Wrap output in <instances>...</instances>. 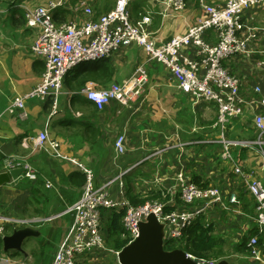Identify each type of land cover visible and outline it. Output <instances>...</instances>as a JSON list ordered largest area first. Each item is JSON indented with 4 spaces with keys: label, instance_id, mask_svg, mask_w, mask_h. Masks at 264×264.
Instances as JSON below:
<instances>
[{
    "label": "crops",
    "instance_id": "crops-1",
    "mask_svg": "<svg viewBox=\"0 0 264 264\" xmlns=\"http://www.w3.org/2000/svg\"><path fill=\"white\" fill-rule=\"evenodd\" d=\"M47 1L0 0V172L24 168L25 162L35 171L34 178L27 177L23 171L18 178L0 185V214L17 219L49 218L27 226L39 234L26 237L21 251H5L0 238V264H52L67 236L73 221V214L67 208L78 200L85 177L73 163L55 156L49 144L53 140L57 141L60 153L74 157L95 172L96 185L128 170L122 174L128 199L149 189H161L171 197L168 205L180 207V178L201 186L217 187L222 201L210 206L205 214L217 219L216 223L210 222L214 224L215 233L224 239L223 252L234 258L230 264H255L249 253L245 251V255L238 246L248 240L250 231L256 228L255 200L246 190V179L235 173L234 165L220 156L219 131L213 127L216 105L205 101L194 105L191 96L178 89L176 80L163 65L149 59L135 42L122 45L104 59L84 62L72 69L64 78L65 94L57 97L56 113L51 114V100L40 97L25 100V119L8 112L12 99L30 91L44 69L42 59L30 52L35 31L24 25L23 6ZM77 1L67 0L72 6ZM89 2L95 14H100L111 9L115 0ZM223 2L185 0L182 11L163 15L161 0H133L129 11L133 18L149 16L148 30L159 41H167L195 23L202 14L203 3L222 5ZM56 10V13L66 10L65 20L75 16L68 7ZM242 24L254 29L250 51L222 63L239 78L246 103L243 114L229 122L225 136L256 140L259 133L253 116L264 111V107H256L251 96H258L253 91L256 85L264 96V75L261 76L264 64L256 60L261 58L257 53L262 52L264 56V6L245 10ZM205 38L209 42L216 41L212 30ZM183 52L190 59L198 60L190 47ZM139 65L146 67L148 82L142 95L131 98L128 105L110 101L99 109L80 92L87 82L98 86L121 82ZM203 70V66L198 67L200 73ZM40 132L47 135L42 145L35 140ZM120 134L125 136L122 153L114 146ZM257 148L258 145L254 148L236 146L231 148V153L235 165L249 174L247 180L259 179L264 183V164ZM108 191L111 199L118 198L116 183ZM232 192L238 195L239 204L228 201ZM112 212L102 209L103 230L110 245L107 226ZM227 241L232 246L228 247L230 253L225 248ZM262 250L264 252V247ZM114 251L100 249L84 254L79 257V264H119Z\"/></svg>",
    "mask_w": 264,
    "mask_h": 264
},
{
    "label": "built area",
    "instance_id": "built-area-1",
    "mask_svg": "<svg viewBox=\"0 0 264 264\" xmlns=\"http://www.w3.org/2000/svg\"><path fill=\"white\" fill-rule=\"evenodd\" d=\"M133 0H115L111 9L95 14L89 0H78L69 5L67 0H49L45 4L23 6L25 26L35 31L30 52L44 62V69L38 83L24 95L15 96L7 107L9 113L25 119V100L45 98L51 100V114L57 112V97L65 76L77 65L108 57L122 45L135 42L146 52L149 59L163 65L176 80L178 89L191 96L194 105L201 101L216 105V118L213 127L219 131L221 158L231 162L233 170L246 180V190L255 200L257 233L264 236V183L259 179L247 180V172L235 165L231 153L232 147L254 148L264 164V111L253 116V123L258 131L256 140L230 139L225 136L229 122L243 114L246 103L239 78L223 65L229 57L249 52V43L255 36L254 29L242 24V15L252 6H264V0H224L222 5L202 4V14L195 23L189 25L182 34L172 36L167 41H159L148 30L151 19L147 15L133 18L129 4ZM163 15L179 13L185 8V0H161ZM60 7H68L75 16L63 21H56L53 13ZM245 29L248 32H245ZM209 30L214 31L216 41L205 38ZM190 47L198 60H192L183 52ZM264 64V62H259ZM204 67L202 73L198 67ZM148 72L144 65H139L132 74L121 82L98 86L87 82L80 92L88 97L99 109L110 101L128 105L133 97L142 95L148 82ZM258 97L253 98L256 107H264V96L258 85L253 88ZM47 139L40 132L35 140L42 145ZM125 136H117L114 146L117 152L124 151ZM55 156L73 163L84 174L85 182L76 202L67 208L73 214L67 236L56 252L52 264H79V257L96 250L105 249L102 233V209L123 211L121 223L126 231L128 243L139 235L140 222L145 221L149 213L164 225V242L182 238L183 228L195 218L200 217L208 208L222 201L220 190L214 186L197 185L190 179L181 180L179 186L180 207L167 211L165 203L149 199L142 204L133 205L124 193L122 174L108 179L104 185L94 184V173L74 157L58 151L57 141L49 142ZM159 152V150L157 151ZM25 175L34 178V169L24 163ZM118 185V198L111 199L108 187ZM228 201L239 204L238 195L232 192ZM49 220V218L17 219L0 214V238L13 230L29 226L31 223ZM258 234L248 237V255L255 264H264V239L258 242ZM178 248V247H176ZM119 250L114 253L117 256ZM199 264H216L218 259L208 257L196 259Z\"/></svg>",
    "mask_w": 264,
    "mask_h": 264
},
{
    "label": "water",
    "instance_id": "water-1",
    "mask_svg": "<svg viewBox=\"0 0 264 264\" xmlns=\"http://www.w3.org/2000/svg\"><path fill=\"white\" fill-rule=\"evenodd\" d=\"M24 171L22 167L10 168L0 172V185L16 179ZM31 227H21L4 235L3 249L22 250V242L26 237L38 235ZM164 225L153 213H149L145 221L140 222L139 235L123 246L117 255L119 264H199L196 258L180 248L166 250L164 248ZM216 264H229L227 259H218Z\"/></svg>",
    "mask_w": 264,
    "mask_h": 264
},
{
    "label": "trees",
    "instance_id": "trees-1",
    "mask_svg": "<svg viewBox=\"0 0 264 264\" xmlns=\"http://www.w3.org/2000/svg\"><path fill=\"white\" fill-rule=\"evenodd\" d=\"M56 11H54L53 13V18L56 21L65 20L64 18L66 16L65 14L66 10H60V12L58 13H56ZM83 180L84 178H82V181ZM149 199H156L158 201L165 203L166 205L164 208L167 211L174 208L173 206L167 204V202L171 199L170 195L166 194L161 189H157V190L149 189L143 193L131 195L128 200L133 205H138V204H142L144 201ZM179 202H181L180 199ZM122 215H123V211L121 210L113 211L107 226L110 242L112 245L111 248L113 250H120L123 246H125L128 243L126 231L124 230L121 223ZM257 232H258L257 228H254L253 230L250 231L249 234L250 236H252L258 234ZM262 237L264 236L258 234L259 244L262 243L261 240ZM247 241L248 240L245 239L240 244H238L239 248L243 250L242 253H245V255L246 252L248 254V247L246 245ZM170 242L171 241H166L164 243V248L166 250H171L173 248H176L170 246L169 245ZM180 242L181 245L178 248L183 249L185 252L193 255L198 260L201 258H208V257H212L216 259H221L226 257V255L223 252L224 239L222 238V236L215 233L214 224L210 221H206L202 219L201 216L195 218L189 225L183 228L182 238Z\"/></svg>",
    "mask_w": 264,
    "mask_h": 264
},
{
    "label": "rangeland",
    "instance_id": "rangeland-1",
    "mask_svg": "<svg viewBox=\"0 0 264 264\" xmlns=\"http://www.w3.org/2000/svg\"><path fill=\"white\" fill-rule=\"evenodd\" d=\"M256 50H258V49H256ZM257 55L259 56V57H261V58H257L256 60H261L262 62H264V56H263V53L261 52V53H257ZM264 75V73L261 75V76H263ZM263 79H264V77H263ZM62 94H65V90H64V88H63V86H62V88H61V95ZM244 95V94H243ZM251 97H254V98H256V97H258V96H255L254 94L251 96ZM251 122V121H250ZM94 175H95V172H94ZM106 182V181H105ZM105 182H102L101 184L102 185H104L105 184ZM96 183H97V179H96V176L94 177V184L96 185ZM108 189H111V187H108ZM208 211V210H207ZM206 211V212H207ZM102 216H103V214H102ZM220 216H222V215H220L219 214V218H220ZM201 217H202V219H204V220H206V221H213V222H215L216 223V221L215 220H217L214 216H209V215H206L205 213L203 214V215H201ZM206 217H207V219H206ZM43 221H48V220H43ZM43 221H41V222H43ZM102 233H103V235H104V238H105V232H104V230L102 229ZM229 241V240H228ZM227 241V244H226V246H225V248L227 249V251L229 250L228 249V247H232L231 246V244L229 243ZM229 243V244H228ZM169 245L170 246H172V247H179L180 245H181V242H179L177 239H174V240H172L170 243H169ZM111 245L109 244V243H107L106 242V239H105V249H106V251H109L111 248ZM229 253H230V250H229ZM225 259H227L229 262H230V260H232V259H234L233 257H231L230 256V254L229 255H227L226 257H224ZM224 258H222V259H224ZM234 262V261H233ZM232 262V263H233Z\"/></svg>",
    "mask_w": 264,
    "mask_h": 264
},
{
    "label": "bare ground",
    "instance_id": "bare-ground-1",
    "mask_svg": "<svg viewBox=\"0 0 264 264\" xmlns=\"http://www.w3.org/2000/svg\"><path fill=\"white\" fill-rule=\"evenodd\" d=\"M106 58V57H105ZM104 59V58H103ZM43 61V60H42ZM43 64H44V62H43ZM63 86V85H62ZM84 86V85H83ZM88 98V97H87ZM89 99V98H88ZM90 100V99H89Z\"/></svg>",
    "mask_w": 264,
    "mask_h": 264
}]
</instances>
